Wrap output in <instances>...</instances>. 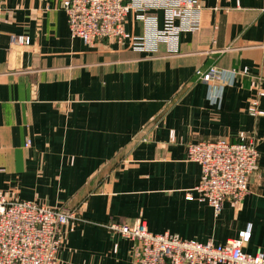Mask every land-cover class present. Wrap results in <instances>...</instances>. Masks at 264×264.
<instances>
[{
    "label": "crops",
    "instance_id": "1",
    "mask_svg": "<svg viewBox=\"0 0 264 264\" xmlns=\"http://www.w3.org/2000/svg\"><path fill=\"white\" fill-rule=\"evenodd\" d=\"M62 1L0 0V192L74 214L56 264H133V242L107 226L135 221L213 246L249 226L242 250L264 256V0H197L195 25L150 0L126 17L129 40L94 46L70 36ZM211 68L236 73L215 103L220 84L195 76ZM239 134L257 168L214 216L185 199L199 180L186 147Z\"/></svg>",
    "mask_w": 264,
    "mask_h": 264
},
{
    "label": "built area",
    "instance_id": "2",
    "mask_svg": "<svg viewBox=\"0 0 264 264\" xmlns=\"http://www.w3.org/2000/svg\"><path fill=\"white\" fill-rule=\"evenodd\" d=\"M167 8L171 19L190 18L196 24L200 12L197 0H175ZM150 0L124 3V0H63L61 10L66 17L70 36L88 46L100 41L122 43L130 39L124 30L129 13L146 6ZM11 44L27 45L28 39L11 37ZM244 73V72H242ZM236 73L219 72L213 68L195 76L210 86L209 100L215 103L223 85L233 82ZM214 95V96H213ZM264 98V89L258 92ZM250 116H262L257 102L247 107ZM187 160L199 167L198 183L185 195L186 201L195 200L208 205L217 216L225 201L239 203L248 191L249 176L257 168L255 144L243 134L237 142L213 141L188 144ZM75 218L57 208L34 202H21L5 197L0 192V264H56L61 243V228ZM107 229L133 242V264H264L260 250L249 255L242 247L249 240L250 227L237 234L236 239L221 246L180 240L168 234L150 233L142 221L131 225L110 224Z\"/></svg>",
    "mask_w": 264,
    "mask_h": 264
}]
</instances>
